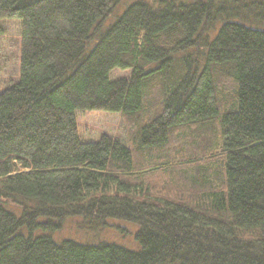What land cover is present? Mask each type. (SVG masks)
<instances>
[{"label": "trees", "instance_id": "1", "mask_svg": "<svg viewBox=\"0 0 264 264\" xmlns=\"http://www.w3.org/2000/svg\"><path fill=\"white\" fill-rule=\"evenodd\" d=\"M120 5L0 0V21L20 20L0 264H264V0ZM86 110L121 113L125 140H80ZM113 219L139 250L51 237Z\"/></svg>", "mask_w": 264, "mask_h": 264}, {"label": "rangeland", "instance_id": "2", "mask_svg": "<svg viewBox=\"0 0 264 264\" xmlns=\"http://www.w3.org/2000/svg\"><path fill=\"white\" fill-rule=\"evenodd\" d=\"M129 1L130 0H121L120 6H123ZM8 19L10 20L0 21V90L8 85V80H15L18 76L17 46L19 40L20 20L12 18ZM128 72L129 70L114 69L112 70L110 77L112 79L126 77ZM227 87H230L229 83L227 84ZM77 124L78 135L80 140L84 142L96 141L103 134L120 141L125 140L124 123L121 113L86 110L83 113H78ZM184 143L186 142L184 141ZM173 146L176 150L181 151L180 139L178 140V138H175ZM154 177H161L162 179L164 174L160 172L154 174ZM78 221L79 219L76 220V222ZM105 224V226L95 230L93 233L90 230L89 233L82 232L80 229L76 228L75 223L66 224L62 230L56 232V235H51V237L56 242L65 239L79 243H96L99 241H105L117 244L132 251L139 250V245L135 240V233L137 232L138 227L135 224L116 219L106 221Z\"/></svg>", "mask_w": 264, "mask_h": 264}]
</instances>
